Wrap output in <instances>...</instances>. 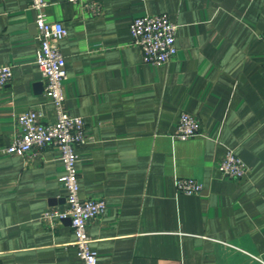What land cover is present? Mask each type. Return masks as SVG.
<instances>
[{
    "label": "crops",
    "instance_id": "crops-1",
    "mask_svg": "<svg viewBox=\"0 0 264 264\" xmlns=\"http://www.w3.org/2000/svg\"><path fill=\"white\" fill-rule=\"evenodd\" d=\"M98 13L46 0L67 36L65 110L85 122L78 145L82 199H104L87 224L98 264H264V0H99ZM32 0H0V66L13 78L0 90V264H83L69 219L42 216L67 207L61 150L7 152L19 114L56 120L36 62ZM166 13L178 25L177 54L147 64L130 23ZM188 112L200 134L174 136ZM228 149L247 174L228 178ZM194 178L198 194L176 187Z\"/></svg>",
    "mask_w": 264,
    "mask_h": 264
},
{
    "label": "built area",
    "instance_id": "built-area-1",
    "mask_svg": "<svg viewBox=\"0 0 264 264\" xmlns=\"http://www.w3.org/2000/svg\"><path fill=\"white\" fill-rule=\"evenodd\" d=\"M82 4L98 13L101 9L99 0H67ZM32 7L37 11L36 26L39 39L36 62L46 80V94L52 100L56 120L50 124L40 121L41 113L31 110L17 117L18 132L7 152L25 155L50 144L61 150V160L65 173L61 181L67 189V207L64 210L51 209L44 212L42 218L53 225L59 220L69 219L75 234L74 244L83 264H98L97 251L91 247V238L87 233L90 220L102 216L107 209L104 199H82L77 171L78 145L89 143L91 138L85 132V122L80 116H72L65 110L64 82L67 79L66 60L59 42L68 32L61 22L47 19L46 0H32ZM178 25L166 13L144 15L134 18L130 23V32L135 44L142 51L147 64L162 65L168 63L178 51L176 34ZM264 38V36H263ZM13 78V68L0 66V90ZM199 119L188 112L180 116L174 136L181 140L200 134ZM220 172L228 178L239 180L247 174L244 161L228 149L219 164ZM176 187L186 194H198L203 186L194 178H177Z\"/></svg>",
    "mask_w": 264,
    "mask_h": 264
}]
</instances>
